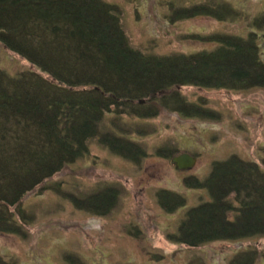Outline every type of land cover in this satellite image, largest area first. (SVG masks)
<instances>
[{
  "label": "trees",
  "instance_id": "1",
  "mask_svg": "<svg viewBox=\"0 0 264 264\" xmlns=\"http://www.w3.org/2000/svg\"><path fill=\"white\" fill-rule=\"evenodd\" d=\"M122 16V6L105 0H0V44L36 68L14 75L0 67V234L27 237L25 228L35 215L25 211L23 200L34 191L43 195L54 189L94 217L117 210L118 187L76 195L51 183L63 169L90 156L92 142L134 165L149 157L117 121L112 122L116 130L106 128V116L146 122L164 110L185 120L215 121L221 119L218 111L203 98L189 102L181 88L264 89V15L251 21L253 30L245 36L188 35L216 46L167 55L135 48ZM169 16L173 24L199 17L222 23L233 22L239 13L231 2L210 0L171 7ZM136 129L148 135L147 129ZM177 152L160 148L158 156L172 160L180 156ZM210 171L204 180L184 178L187 188L205 191L209 200L188 209L167 239L192 249L264 239V156L257 162L231 155L216 160ZM49 183L54 186L46 187ZM156 196L170 215L187 204L175 191L162 189ZM131 228L138 236L140 231ZM260 261L264 250L254 246L237 250L230 264ZM0 264L16 263L0 255Z\"/></svg>",
  "mask_w": 264,
  "mask_h": 264
},
{
  "label": "rangeland",
  "instance_id": "2",
  "mask_svg": "<svg viewBox=\"0 0 264 264\" xmlns=\"http://www.w3.org/2000/svg\"><path fill=\"white\" fill-rule=\"evenodd\" d=\"M105 1L122 6L128 39L135 48L152 55L211 50L215 44L199 43L187 36L212 33L245 36L253 30L251 21L264 15V0H225L239 13L233 22L199 17L173 24L169 16L171 7L210 0ZM0 67L14 75L25 69L36 70L1 44ZM180 91L189 102L205 99L211 109L221 114V119L185 120L164 110L157 119L146 122L106 116V128L116 130L112 122L117 121L130 130L132 140L146 148L149 157L134 165L92 142L91 155L63 169L51 183L55 187L61 184L62 189L76 195L94 193L105 185L118 187L122 195L117 210L106 218L94 217L77 210L54 189L43 195L30 192L23 204L27 213L35 215V220L25 228L27 237L0 234V255L16 264H230L237 250L254 246L264 250V239L257 238L240 243L220 241L198 249L179 246L167 239L178 230V222L188 209L209 200L205 191L187 188L183 183L185 177L204 180L216 160H227L231 155L257 162L264 156V89L229 92L191 86ZM136 128L147 129L148 135L136 134ZM165 147L176 148L175 156L187 153L195 157L198 162L194 169L182 172L170 157H159L158 150ZM162 189L185 196L186 207L173 215L167 214L156 196ZM131 227L140 231L138 236L132 234L136 230Z\"/></svg>",
  "mask_w": 264,
  "mask_h": 264
},
{
  "label": "water",
  "instance_id": "3",
  "mask_svg": "<svg viewBox=\"0 0 264 264\" xmlns=\"http://www.w3.org/2000/svg\"><path fill=\"white\" fill-rule=\"evenodd\" d=\"M171 161L182 172L194 169L195 165L198 162L195 157H192L187 153H183V155L173 157Z\"/></svg>",
  "mask_w": 264,
  "mask_h": 264
}]
</instances>
